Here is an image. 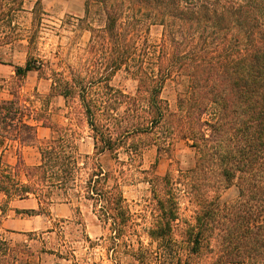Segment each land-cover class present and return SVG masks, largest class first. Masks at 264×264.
<instances>
[{
	"label": "trees",
	"instance_id": "obj_1",
	"mask_svg": "<svg viewBox=\"0 0 264 264\" xmlns=\"http://www.w3.org/2000/svg\"><path fill=\"white\" fill-rule=\"evenodd\" d=\"M20 13L21 1L0 0V48L17 41ZM84 20L90 39L78 67L57 72L27 55L23 66L9 64L7 88L0 80L2 152L37 145L39 127L55 135L37 146L35 166L0 162L2 200L32 198L49 217L55 193L81 196L113 256L138 264H264V0H84ZM152 28L158 41L148 38ZM31 72L51 81L39 109L20 95ZM120 72L136 82L133 95L112 85ZM172 77L188 83L174 110L162 98ZM54 96L86 123L91 156L78 153L71 128L52 123ZM180 142L193 154L185 169L175 160ZM147 147L171 159L164 175L137 170ZM134 169L149 186V247L123 193ZM232 186L235 198L221 201ZM0 264H18L3 240Z\"/></svg>",
	"mask_w": 264,
	"mask_h": 264
},
{
	"label": "rangeland",
	"instance_id": "obj_2",
	"mask_svg": "<svg viewBox=\"0 0 264 264\" xmlns=\"http://www.w3.org/2000/svg\"><path fill=\"white\" fill-rule=\"evenodd\" d=\"M19 1L21 13L16 23L18 39L14 44L0 48V80L5 81V88L13 78V68L9 64L23 66L27 55L47 63L49 68L57 72L67 66L78 67L90 39L87 21H83L84 0H40L36 7L38 0ZM148 38L151 42L158 41L160 30L152 28ZM111 83L129 95L135 93L136 82L121 72ZM50 84L51 81L46 77L31 72L22 84L21 98H28L39 109L41 101L36 98L48 97ZM187 85L185 79L176 77L166 82L162 98L171 110L175 109L176 99L184 94ZM0 97L6 98L7 93L1 92ZM46 107L53 124L71 128L78 153L82 157L91 156L92 141L79 113L66 108L63 98L59 96L49 99ZM54 136L51 130L39 127L37 145L19 148L17 144H9L4 150L6 153L0 148V162L14 165L21 157L26 166H35L39 163L37 146L49 143ZM174 154L180 168L192 166L193 154L184 143L176 145ZM121 159L125 160L124 157ZM99 162L103 166L113 167V161L106 156L100 157ZM139 163L140 168L137 170H153L157 176H162L169 169L171 159L166 156L157 158L156 148L147 147ZM123 193L131 212L137 216V238L149 247L144 227H148L147 222L151 220L147 208L150 193L143 175L134 169L133 179L123 188ZM236 194V186H232L220 195V200L230 201ZM17 201L5 203L0 195V209L5 211L0 218V240L6 242L18 264H138L125 255L113 256L107 230L103 229L93 213L91 204L81 196L55 193L49 207V217L36 214L37 205L32 198L21 203V214H17ZM25 211H32V214ZM179 213L182 218L188 219L192 210L183 202Z\"/></svg>",
	"mask_w": 264,
	"mask_h": 264
},
{
	"label": "crops",
	"instance_id": "obj_3",
	"mask_svg": "<svg viewBox=\"0 0 264 264\" xmlns=\"http://www.w3.org/2000/svg\"><path fill=\"white\" fill-rule=\"evenodd\" d=\"M7 151H4V153H6ZM9 165H11V164H9ZM27 200H19V201H17L16 203H15V208H16V210H18V211H21V203H23V202H26Z\"/></svg>",
	"mask_w": 264,
	"mask_h": 264
}]
</instances>
